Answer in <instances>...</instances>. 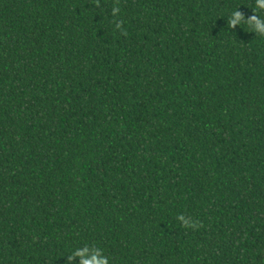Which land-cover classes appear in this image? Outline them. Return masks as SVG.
Instances as JSON below:
<instances>
[{"label": "trees", "instance_id": "obj_1", "mask_svg": "<svg viewBox=\"0 0 264 264\" xmlns=\"http://www.w3.org/2000/svg\"><path fill=\"white\" fill-rule=\"evenodd\" d=\"M239 6L0 0V264H264V35Z\"/></svg>", "mask_w": 264, "mask_h": 264}, {"label": "clouds", "instance_id": "obj_2", "mask_svg": "<svg viewBox=\"0 0 264 264\" xmlns=\"http://www.w3.org/2000/svg\"><path fill=\"white\" fill-rule=\"evenodd\" d=\"M241 6L230 12L227 18V23L230 28L241 26L242 23H247L252 33L256 35H264V16L260 13L264 12V0H254L253 15L249 19H245L242 13L238 10ZM118 9H112V15L118 13ZM176 220L183 228L196 229L198 227L196 221L184 214L176 216ZM67 264H111L109 256H107L101 247L95 245L84 244L76 247L73 251L65 255Z\"/></svg>", "mask_w": 264, "mask_h": 264}]
</instances>
